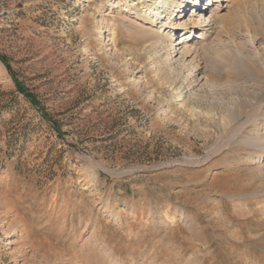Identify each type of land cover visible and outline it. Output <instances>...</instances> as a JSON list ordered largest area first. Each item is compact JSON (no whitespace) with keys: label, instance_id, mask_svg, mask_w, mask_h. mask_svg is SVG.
Segmentation results:
<instances>
[{"label":"rangeland","instance_id":"374dc122","mask_svg":"<svg viewBox=\"0 0 264 264\" xmlns=\"http://www.w3.org/2000/svg\"><path fill=\"white\" fill-rule=\"evenodd\" d=\"M162 1L0 0V264H264V0Z\"/></svg>","mask_w":264,"mask_h":264},{"label":"bare ground","instance_id":"6f19581e","mask_svg":"<svg viewBox=\"0 0 264 264\" xmlns=\"http://www.w3.org/2000/svg\"><path fill=\"white\" fill-rule=\"evenodd\" d=\"M233 0H208V4H209V7L208 9H211V11L213 10L212 8L216 5H218V7H221V8H228V6L231 4ZM168 1L165 0V1H162L163 4H166ZM172 2V1H171ZM189 2V4H191V8L189 9V12L192 10V9H196V13H197V16L199 17V19H197L196 21V17L193 15H191V17L189 16V19L188 21H184L183 22V26L185 29H187V25L189 24L192 28H196V25L198 26V24H201L203 22V20H201L203 18V13H202V10L203 8L201 7L200 8V2H202L201 0H187V3ZM222 2L225 3L224 5H222ZM157 9V8H156ZM186 9V8H185ZM198 10H200L199 12H197ZM152 12V11H151ZM185 15V17L188 15V13ZM195 13V12H194ZM100 25V24H98ZM204 25V24H203ZM192 31L190 32H186L184 33L180 38H179V43L178 45H181V48H182V54L183 53H186V52H189L190 50L188 49L189 47V41L192 39ZM188 54V53H186ZM185 54V55H186ZM198 74V70L197 68L194 66L192 69H191V72L189 73V78H192L194 75L197 76ZM263 74V75H262ZM262 76H260L261 78V84H262V95L264 94V72H262ZM259 78V79H260ZM259 79H258V82H259ZM257 81V80H256ZM257 82V83H258ZM261 95V96H262ZM264 96V95H263ZM260 100V99H259ZM264 105L260 108H263ZM258 110V109H257Z\"/></svg>","mask_w":264,"mask_h":264},{"label":"trees","instance_id":"16d2710c","mask_svg":"<svg viewBox=\"0 0 264 264\" xmlns=\"http://www.w3.org/2000/svg\"><path fill=\"white\" fill-rule=\"evenodd\" d=\"M19 86V85H18ZM19 89L22 90V87L19 86Z\"/></svg>","mask_w":264,"mask_h":264}]
</instances>
